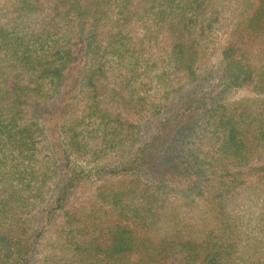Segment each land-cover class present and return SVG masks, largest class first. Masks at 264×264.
I'll return each instance as SVG.
<instances>
[{"label": "trees", "instance_id": "1", "mask_svg": "<svg viewBox=\"0 0 264 264\" xmlns=\"http://www.w3.org/2000/svg\"><path fill=\"white\" fill-rule=\"evenodd\" d=\"M0 264H264V0H0Z\"/></svg>", "mask_w": 264, "mask_h": 264}, {"label": "rangeland", "instance_id": "2", "mask_svg": "<svg viewBox=\"0 0 264 264\" xmlns=\"http://www.w3.org/2000/svg\"><path fill=\"white\" fill-rule=\"evenodd\" d=\"M242 94V93H241Z\"/></svg>", "mask_w": 264, "mask_h": 264}]
</instances>
